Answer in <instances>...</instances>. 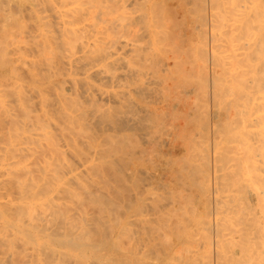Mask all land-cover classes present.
I'll return each instance as SVG.
<instances>
[{"label":"bare ground","instance_id":"1","mask_svg":"<svg viewBox=\"0 0 264 264\" xmlns=\"http://www.w3.org/2000/svg\"><path fill=\"white\" fill-rule=\"evenodd\" d=\"M0 264H264V0H0Z\"/></svg>","mask_w":264,"mask_h":264},{"label":"rangeland","instance_id":"2","mask_svg":"<svg viewBox=\"0 0 264 264\" xmlns=\"http://www.w3.org/2000/svg\"><path fill=\"white\" fill-rule=\"evenodd\" d=\"M183 144H185V143H183ZM184 152H185V150H184V147H183V145H182V146L179 147V149L176 151V154H177L176 156H178V157L180 158L181 156H183V155L185 154ZM183 153H184V154H183ZM178 157H177V158H178ZM167 182H169V181H167ZM160 186H162V185L154 186V187H156V189H155L153 186H151L152 189H151L149 186H146L147 189L145 190V195H146V194L151 195L150 193L153 194V192H154L153 190H154V189L157 190L158 193H159V192L161 191V189H163V188H161ZM149 188H150V190H149ZM153 188H154V189H153ZM157 188H158V189L161 188V189H159L160 191H159ZM147 190H149V191H147ZM151 190H152V192H150ZM163 190H164V189H163ZM163 190H162V191H163ZM157 191H155V192H157ZM166 191H167V190H166ZM155 192H154V193H155ZM164 192H165V191H164ZM161 193H162V192H161Z\"/></svg>","mask_w":264,"mask_h":264}]
</instances>
